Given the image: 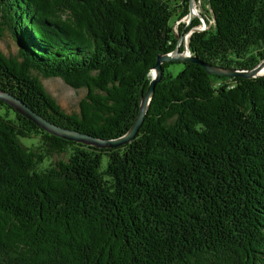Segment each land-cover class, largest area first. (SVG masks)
Returning a JSON list of instances; mask_svg holds the SVG:
<instances>
[{
  "label": "trees",
  "instance_id": "trees-1",
  "mask_svg": "<svg viewBox=\"0 0 264 264\" xmlns=\"http://www.w3.org/2000/svg\"><path fill=\"white\" fill-rule=\"evenodd\" d=\"M202 2L191 55L237 70L264 58V0ZM188 14V0H0V38L16 46L0 51V90L55 125L117 138L175 27L200 24H182ZM161 67L118 147L58 138L0 100V264H264V76ZM33 72L83 88L76 109Z\"/></svg>",
  "mask_w": 264,
  "mask_h": 264
},
{
  "label": "water",
  "instance_id": "water-1",
  "mask_svg": "<svg viewBox=\"0 0 264 264\" xmlns=\"http://www.w3.org/2000/svg\"><path fill=\"white\" fill-rule=\"evenodd\" d=\"M194 1L199 2L200 5L201 0H194ZM190 9H191V0H188V13L190 12ZM195 17L198 18L200 24L198 26L190 28V30L188 31L189 34L193 31H201L206 28L207 17L203 16L199 12L195 13ZM191 19H192L191 17H187L185 24L188 25ZM188 33L184 35H180V37L175 36L176 45L173 50L164 54L156 55L155 63L152 66L149 73L150 80L148 82L145 91L140 97L137 106V112L134 116V119L130 127L127 129V131L123 135L117 138L102 139L91 136L86 133L79 132L77 130L68 129L55 125L54 123L48 121L47 119H45L44 117L33 111L30 107L25 105L19 98L15 97L11 93L4 90H0V100L8 104L17 113H19L20 115H22L23 117L34 123L36 126H38L39 128H41L42 130H44L45 132L51 135H54L58 138L67 141L78 142L81 144L90 145L97 148H110V147H118L120 145H123L129 142L135 136L139 126L143 121V117L146 112L149 100L151 98V95L153 94L154 85L160 80L162 74L161 64L164 62L196 63L200 67H202L206 73L221 75L226 77L239 76L244 78H252V77L264 76V58L259 63H257L253 68L247 70L220 68L199 60L197 57L191 55L189 52V49L187 47V39H185L186 36L187 37L189 36ZM181 44H182V49L181 51H179L178 47Z\"/></svg>",
  "mask_w": 264,
  "mask_h": 264
},
{
  "label": "rangeland",
  "instance_id": "rangeland-1",
  "mask_svg": "<svg viewBox=\"0 0 264 264\" xmlns=\"http://www.w3.org/2000/svg\"><path fill=\"white\" fill-rule=\"evenodd\" d=\"M195 4L199 8V13H201L203 16H206V17L209 16L208 8H206V6L203 4L202 0L200 1V5H199V2H195ZM186 17H187V15H186ZM186 17L183 16L180 18L181 23L184 25H186L185 24L186 23V19H185ZM193 17H195V15H193L192 18ZM210 23H211V21H209V24ZM176 24L177 23H175V26H176ZM174 33L176 36L180 37V35L177 34L176 27H175ZM186 33H188V31L185 32L184 34H186ZM187 38L188 37L186 36L185 39H187ZM0 51L6 56H11V55L16 54V46H15V44L11 38V35L7 31H5L3 36L0 38ZM180 69H181V64L173 63V64L168 65L166 71H169L172 75H174ZM34 74H36L38 76L42 86L45 89V91L55 99V101L57 102V104L59 105V107L61 109L65 110L67 112L76 109L78 99L85 92V90L83 88L73 89V88L67 86L66 84H64L61 81V79H59L57 77L44 78V77H41L37 73H34ZM20 141L23 144L27 143V139H25V138H20ZM63 158H64V155L53 154L51 156V158L49 159V161L52 162V161H56L58 159H63ZM104 161H105V157H103V160H102L103 164H104ZM46 163H48V161H45L43 163V166H45Z\"/></svg>",
  "mask_w": 264,
  "mask_h": 264
},
{
  "label": "bare ground",
  "instance_id": "bare-ground-1",
  "mask_svg": "<svg viewBox=\"0 0 264 264\" xmlns=\"http://www.w3.org/2000/svg\"><path fill=\"white\" fill-rule=\"evenodd\" d=\"M199 12V8L196 6L194 0H191V9L187 17H191L195 15V13ZM187 17L185 19H187Z\"/></svg>",
  "mask_w": 264,
  "mask_h": 264
}]
</instances>
